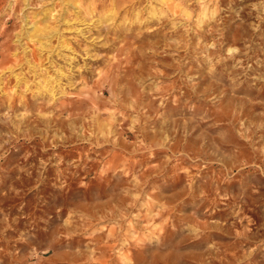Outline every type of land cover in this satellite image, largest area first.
I'll use <instances>...</instances> for the list:
<instances>
[{
	"label": "rangeland",
	"instance_id": "374dc122",
	"mask_svg": "<svg viewBox=\"0 0 264 264\" xmlns=\"http://www.w3.org/2000/svg\"><path fill=\"white\" fill-rule=\"evenodd\" d=\"M0 264H264V0H0Z\"/></svg>",
	"mask_w": 264,
	"mask_h": 264
},
{
	"label": "bare ground",
	"instance_id": "6f19581e",
	"mask_svg": "<svg viewBox=\"0 0 264 264\" xmlns=\"http://www.w3.org/2000/svg\"><path fill=\"white\" fill-rule=\"evenodd\" d=\"M52 88H47L46 90H51Z\"/></svg>",
	"mask_w": 264,
	"mask_h": 264
}]
</instances>
